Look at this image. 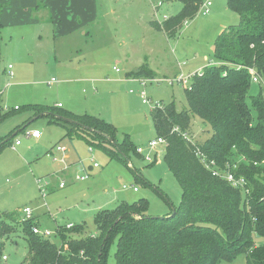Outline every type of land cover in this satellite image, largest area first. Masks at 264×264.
Returning <instances> with one entry per match:
<instances>
[{"label": "rangeland", "instance_id": "374dc122", "mask_svg": "<svg viewBox=\"0 0 264 264\" xmlns=\"http://www.w3.org/2000/svg\"><path fill=\"white\" fill-rule=\"evenodd\" d=\"M156 2L160 4L157 11ZM211 2L207 15L199 13L171 39L153 30L150 21L161 22L174 16L182 5L160 0H99L107 13L102 23L89 28L87 38L76 41L75 37L70 42L46 32L41 41L49 51L42 56L33 52L34 41L21 42L11 38L9 30L3 31L0 91L4 111L8 108L12 112L0 121V139L16 131L17 135L0 150V219L3 213L15 211L23 215L22 210L30 208L38 228L50 231L49 240L60 247L58 226L74 225L75 232L82 227L81 236L94 235L96 212L113 209L122 201L146 200L147 214L152 217L162 216L159 214L163 210L170 212L167 200L175 206L179 204L181 191L163 162L164 146L150 152L152 157L158 153L160 164L149 165L133 152L121 161L84 140L65 138L64 129L48 123L45 117L23 124L30 115L25 107H53L60 103L57 108L98 117L115 127L118 142L127 135L135 148L143 147L148 153L149 141L157 139L151 109L173 104L179 112L187 110L185 89L190 87L191 76L203 69L197 71L195 65L204 63V57L209 59L206 66L216 64V37L239 22L238 15L227 9L226 0ZM55 48L65 51L60 54ZM84 62L88 65L85 68L81 66ZM142 64L153 72V81H147L145 86L127 76ZM256 85L252 84L253 94L258 91ZM141 92L147 103L142 102ZM22 124L25 128H20ZM34 129L42 136L38 142L24 135ZM210 132L209 125L192 116L189 133L193 141L206 140ZM16 141L20 146L12 149ZM57 146L67 151L50 156ZM109 147L112 146L105 148ZM69 151L71 156L67 158ZM80 177L83 180L76 179ZM63 180L65 186L59 188ZM9 234L8 238L7 234L0 236L2 254L7 257L6 264H21L27 255L23 233L16 227ZM252 237L256 247L263 246L262 238L255 234ZM115 250L114 243L107 264H115ZM220 264H246V255L239 254L232 262Z\"/></svg>", "mask_w": 264, "mask_h": 264}, {"label": "trees", "instance_id": "16d2710c", "mask_svg": "<svg viewBox=\"0 0 264 264\" xmlns=\"http://www.w3.org/2000/svg\"><path fill=\"white\" fill-rule=\"evenodd\" d=\"M203 1L161 0L180 2L181 9L161 22L150 21V26L167 39L174 38L198 15ZM226 7L238 15L239 22L216 37V64L191 76L185 89L187 110L179 112L173 104L151 109L157 138L166 143L163 162L181 191L179 204L165 196L170 212L152 217L146 200L122 201L113 209L96 212L94 235L81 236L82 227L75 232L74 225L58 226L60 247L33 234L36 218L3 213L0 236L8 238L16 227L23 233L27 255L21 264H107L114 243L115 264H220L232 262L239 254L246 255V264H264V244L256 247L252 237L264 240V0H226ZM2 8L0 4V14ZM1 28L0 22V40ZM251 69L258 78L256 94L251 91ZM127 76L151 80L153 72L143 64ZM25 110L62 126L65 138L84 140L121 161L129 152L139 155L127 135L118 142L115 127L98 117L57 112L46 105H27ZM3 111L0 98V121L6 116ZM192 116L209 125V138L192 140ZM16 135L17 131L0 139V150ZM107 145L112 147L106 149ZM227 172L236 185L227 180ZM2 246L0 242V264H6Z\"/></svg>", "mask_w": 264, "mask_h": 264}, {"label": "crops", "instance_id": "0c3cea01", "mask_svg": "<svg viewBox=\"0 0 264 264\" xmlns=\"http://www.w3.org/2000/svg\"><path fill=\"white\" fill-rule=\"evenodd\" d=\"M98 2L99 0H0V4L3 6L2 12L0 14V22L2 25L1 39H2L3 31L9 30L11 38L17 37L18 39L21 40V42H27V43L31 40L34 41L32 43L33 52L39 56L45 55L49 51V47L47 48L46 45L42 43L41 39H42V35L45 34L46 32L51 33L53 35V38L56 39L58 37H61L64 41L74 40L73 38L75 37H78L76 41L87 38L91 33L90 29L93 26L95 27L96 25H99L100 22L102 23V20L103 18H105V14L107 13L105 12V7L101 9V6H99ZM110 11H113L112 8H110ZM108 15L109 12L107 16ZM55 50L58 51L60 54H63L65 48H62L60 50L55 48ZM208 61L209 59H207V57H204L203 58L204 63L195 65L196 68L195 70L198 71L202 68H205L206 65L208 64ZM81 66H84V68L87 67L88 66L87 62H84V65ZM2 95L3 93L0 91L1 100H2L1 97ZM59 104L60 103L56 105L58 106ZM2 105L5 108V105L3 104V100H2ZM35 105H41V104H35ZM56 105H54L52 109L54 108L55 111L57 112L68 111L73 114H77L69 109L65 110V109L57 108ZM27 111L30 112L29 113L30 115L28 119L23 122V124L27 123L30 120V118L33 117L31 111L30 110ZM11 112L12 109H8L7 111L6 110L3 111L2 114H6L7 116L8 114H11ZM5 117H3V119ZM41 138L42 136H40L39 139H34V138H30V139L34 140L35 142H38L41 140ZM12 146L13 144H11V148ZM17 146H15L14 149ZM164 151L165 149H163V154ZM58 154H62V153H58ZM65 155L67 158H70L71 151H69ZM167 213L168 212L163 210L159 215L164 216Z\"/></svg>", "mask_w": 264, "mask_h": 264}, {"label": "built area", "instance_id": "2783aa9c", "mask_svg": "<svg viewBox=\"0 0 264 264\" xmlns=\"http://www.w3.org/2000/svg\"><path fill=\"white\" fill-rule=\"evenodd\" d=\"M160 2H161V0H160ZM159 5H160L159 2L158 3L156 2V6L154 7V10L155 11H157ZM211 6H212L211 0H204L203 3H202V5H201V7H200V10H199L198 14L199 13H202V15H206L208 13V10H209V8ZM166 18L167 17H165L164 19H166ZM11 68H12V66H9L8 67V70H9L10 73H11ZM250 73H251V76H252L253 83H257L258 82V78L256 77V75H255V73H254V71L252 69L250 70ZM147 81L151 82L153 80H140V82H141V84L143 86H145V84H146ZM140 98L142 99V102L143 103H147V101L145 100V94H144V92H141L140 93ZM24 135L27 136V137H29V138H34V139H39L40 136H41L40 132L39 131H36V130L35 131H31L29 133H25ZM17 145H19V141L14 142V144L12 146V149H14V147L17 146ZM160 145L164 146V149H165V145H166L165 140L162 139V138H157L156 140L149 141V143H148V145L146 147L148 153H145V149L143 147H138L137 150H136V152L149 165L150 164H154V165L160 164L161 161H160L159 157L157 156L158 153H156L153 157L150 155V152L156 151L157 147H159ZM65 151H66L65 147H59V146H57V147L54 148V150H52V151L49 152V155L50 156H53L54 153H64ZM93 167L96 168L97 165L94 164ZM226 178H227L228 181L233 182V184L235 183V180L232 177V175L227 174L226 175ZM76 179L77 180L78 179L79 180H83L82 177L76 178ZM234 185H236V184H234ZM64 186H65V181L63 180L59 184V187L60 188H63ZM133 191H137V189L136 188H133ZM22 213L27 218L32 217V211H31L30 208H24L22 210ZM65 227L67 229H70V228L73 227V225H65ZM32 232H33V234L38 235V236H41V237H44V238H49L52 235V233L50 231H48V230H41L38 227H33ZM6 260H7V257L6 256H3L2 257V261L5 263Z\"/></svg>", "mask_w": 264, "mask_h": 264}, {"label": "water", "instance_id": "95a60500", "mask_svg": "<svg viewBox=\"0 0 264 264\" xmlns=\"http://www.w3.org/2000/svg\"><path fill=\"white\" fill-rule=\"evenodd\" d=\"M43 115V114H42ZM42 115H40V116H42ZM39 116H35L34 118H32V119H30L27 123H26V125L27 124H30L31 122H33L35 119H37ZM60 116H58L57 118H59ZM64 122H66V123H68V124H77L75 121H73V120H70V119H67V118H61ZM26 125H24L23 126V128H25V126ZM14 135H15V133H14Z\"/></svg>", "mask_w": 264, "mask_h": 264}]
</instances>
